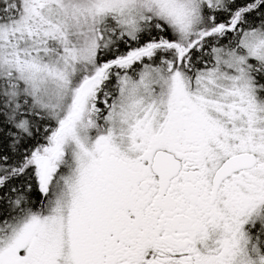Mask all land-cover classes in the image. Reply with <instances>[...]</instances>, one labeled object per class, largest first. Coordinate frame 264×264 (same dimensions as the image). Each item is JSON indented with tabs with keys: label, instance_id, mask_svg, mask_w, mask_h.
<instances>
[{
	"label": "snow or ice",
	"instance_id": "1",
	"mask_svg": "<svg viewBox=\"0 0 264 264\" xmlns=\"http://www.w3.org/2000/svg\"><path fill=\"white\" fill-rule=\"evenodd\" d=\"M0 264H264V0H0Z\"/></svg>",
	"mask_w": 264,
	"mask_h": 264
}]
</instances>
